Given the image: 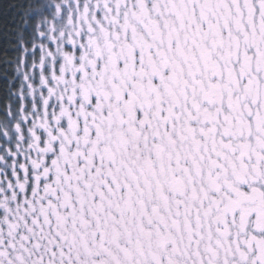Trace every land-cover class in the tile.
Segmentation results:
<instances>
[{"label":"snow or ice","instance_id":"6c2138e0","mask_svg":"<svg viewBox=\"0 0 264 264\" xmlns=\"http://www.w3.org/2000/svg\"><path fill=\"white\" fill-rule=\"evenodd\" d=\"M0 63V264H264V0H0Z\"/></svg>","mask_w":264,"mask_h":264},{"label":"trees","instance_id":"16d2710c","mask_svg":"<svg viewBox=\"0 0 264 264\" xmlns=\"http://www.w3.org/2000/svg\"><path fill=\"white\" fill-rule=\"evenodd\" d=\"M13 2H15V0H13ZM3 69H4V65H3V63H0V71H3Z\"/></svg>","mask_w":264,"mask_h":264}]
</instances>
